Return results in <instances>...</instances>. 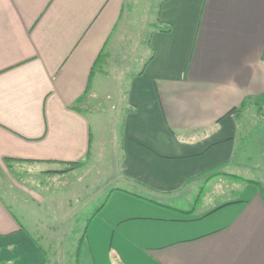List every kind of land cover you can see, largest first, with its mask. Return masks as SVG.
Returning <instances> with one entry per match:
<instances>
[{"label":"crops","instance_id":"0c3cea01","mask_svg":"<svg viewBox=\"0 0 264 264\" xmlns=\"http://www.w3.org/2000/svg\"><path fill=\"white\" fill-rule=\"evenodd\" d=\"M154 4L131 47L147 56L126 91L117 173L104 178L117 186L88 214L66 211L82 229L75 264H264V127L246 120L264 99V0ZM129 5L0 0V171L9 158L47 175L91 152L109 162L82 104ZM98 176L77 174L85 195L103 193ZM16 194L0 184V264H49Z\"/></svg>","mask_w":264,"mask_h":264},{"label":"rangeland","instance_id":"374dc122","mask_svg":"<svg viewBox=\"0 0 264 264\" xmlns=\"http://www.w3.org/2000/svg\"><path fill=\"white\" fill-rule=\"evenodd\" d=\"M148 2L152 8L150 10L146 6L143 8V0H128L130 7L126 8L125 17L104 48L102 60L97 65V78L93 90L88 93L82 104L83 113L93 130L94 145L108 148L109 162L107 160L102 162V159L97 157L98 153L91 152L85 161L79 164H64L61 169L49 171L53 173L49 175L45 174L44 165L14 159H7L3 164L7 167L8 173L0 171V184L6 191L11 189L16 192V196L12 197H15L26 210L29 209L26 213L31 215L30 221L33 222L29 230L51 255L49 264H75V255L72 256V253H76L82 229L66 226L64 220L67 219L68 208L70 206L74 208L73 214L74 211L82 209L88 214L87 208L92 207L96 200L104 198L106 190L111 188L107 187L108 185L113 188L117 186L114 185V180L105 185L104 178L108 171L112 176L117 173L126 91L139 63L147 56V52H137L131 47L137 43L136 32L144 30L156 16L154 0ZM146 38L147 35L144 36V40ZM253 105L250 107L253 111L251 113L247 111L246 120L248 124L259 120L261 127H264V99ZM65 173L73 174L64 177ZM78 173L88 176L99 173L96 182L103 183L100 189L103 193L100 196L85 195L83 193L85 184L77 180ZM86 184L88 186V183ZM13 208L22 216L17 204L13 205ZM35 224L38 228H34Z\"/></svg>","mask_w":264,"mask_h":264},{"label":"trees","instance_id":"16d2710c","mask_svg":"<svg viewBox=\"0 0 264 264\" xmlns=\"http://www.w3.org/2000/svg\"><path fill=\"white\" fill-rule=\"evenodd\" d=\"M102 54L103 53H100V55L98 56V58L96 59L93 67H92V70H91V73H90V77H89V81H88V85H87V89L86 91L89 90V88L91 87V83H92V80L94 78V75H95V71L97 70V65L98 63L100 62V60L102 59ZM10 159V158H9ZM82 161H77V162H72V164H79L81 163ZM264 193V191H263ZM99 210V209H98ZM81 245V244H80ZM80 245H79V248L77 249V251L79 252L80 251Z\"/></svg>","mask_w":264,"mask_h":264}]
</instances>
